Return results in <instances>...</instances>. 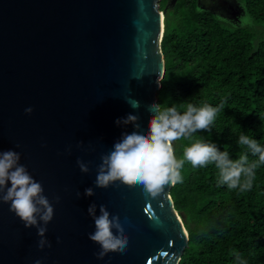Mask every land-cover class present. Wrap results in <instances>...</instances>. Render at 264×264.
Returning a JSON list of instances; mask_svg holds the SVG:
<instances>
[{"label": "water", "instance_id": "obj_1", "mask_svg": "<svg viewBox=\"0 0 264 264\" xmlns=\"http://www.w3.org/2000/svg\"><path fill=\"white\" fill-rule=\"evenodd\" d=\"M160 1L0 0V151L20 153L54 209L45 225L51 246L41 249L36 227L0 202V264H178L188 232L171 184L152 197L142 186L94 183L101 155L135 130L117 118L136 115L146 132L148 106L158 103L165 70ZM88 187L94 195H84ZM92 203L97 215L104 205L119 217L128 238L123 254L97 258Z\"/></svg>", "mask_w": 264, "mask_h": 264}, {"label": "trees", "instance_id": "obj_2", "mask_svg": "<svg viewBox=\"0 0 264 264\" xmlns=\"http://www.w3.org/2000/svg\"><path fill=\"white\" fill-rule=\"evenodd\" d=\"M239 1L251 20L248 25L229 24L199 8L196 0L160 1L166 12L161 39L165 70L156 97L161 107L179 111L187 103L222 104L210 130L193 135L215 143L231 159L247 152L251 162L258 157L238 145V137L243 133L264 146V0ZM187 143L174 142L178 158ZM181 175L182 182L170 189L188 232L178 264H239L235 253L246 264H264V164L244 192L219 184L211 163L193 168L185 162Z\"/></svg>", "mask_w": 264, "mask_h": 264}, {"label": "clouds", "instance_id": "obj_3", "mask_svg": "<svg viewBox=\"0 0 264 264\" xmlns=\"http://www.w3.org/2000/svg\"><path fill=\"white\" fill-rule=\"evenodd\" d=\"M250 23V18L241 19L242 25ZM157 83L160 82L157 80ZM132 107L138 108V102L134 101ZM222 107V104L213 107L208 103L200 106L187 103L184 110L179 111L176 106L161 107L153 103L148 106L152 114L148 118L146 132L136 124V115L129 113L124 118H117L115 123L118 126L131 123L135 130L122 132L112 149L101 155L95 185L107 188L120 181L128 186H142L148 195L156 197L165 185L182 182L181 169L187 162L193 168L214 164L218 169V183L226 185L228 189H239L241 192L251 189L257 167L264 164V146L248 135H239L238 145L246 147L253 156L258 157V160L250 162L247 152L239 155L238 159H231L229 153L218 149L215 143L193 135L198 131H209ZM25 111L30 113L32 109L26 108ZM181 139L189 143L182 146V157L178 158L174 142ZM19 160L20 153L14 150L0 151V202L9 203V210L23 221L25 227H36L40 237L39 248L50 247L45 237V225L52 220L53 206L43 195L41 183L30 175ZM77 164L81 172L89 171L87 164L80 159H77ZM84 195H94L93 188H86ZM55 199L59 201V197ZM96 210L95 203L89 204L87 213L95 226V231L89 233V239L100 245L97 258L102 259L108 252L123 254L128 246V238L119 217L110 214L104 205L99 206V215ZM234 255L239 264H246L239 253ZM34 264H41V261L36 260Z\"/></svg>", "mask_w": 264, "mask_h": 264}, {"label": "flooded vegetation", "instance_id": "obj_4", "mask_svg": "<svg viewBox=\"0 0 264 264\" xmlns=\"http://www.w3.org/2000/svg\"><path fill=\"white\" fill-rule=\"evenodd\" d=\"M169 2H171V0H169ZM197 6L211 12L226 22H230L234 26L242 25V18H249L239 0H198Z\"/></svg>", "mask_w": 264, "mask_h": 264}, {"label": "rangeland", "instance_id": "obj_5", "mask_svg": "<svg viewBox=\"0 0 264 264\" xmlns=\"http://www.w3.org/2000/svg\"><path fill=\"white\" fill-rule=\"evenodd\" d=\"M165 2H166V0H164ZM167 4H169V1L168 2H166ZM164 5V4H163ZM173 5V4H172ZM172 5H170L171 7H172ZM165 7H167V6H165L164 5V9H166ZM169 10V9H168ZM163 14H164V18H165V15H166V12H165V10H163ZM227 23H229V24H231L230 22H227ZM240 26V25H239ZM263 35V33L262 32H259L258 33V37H261Z\"/></svg>", "mask_w": 264, "mask_h": 264}, {"label": "bare ground", "instance_id": "obj_6", "mask_svg": "<svg viewBox=\"0 0 264 264\" xmlns=\"http://www.w3.org/2000/svg\"><path fill=\"white\" fill-rule=\"evenodd\" d=\"M162 26L164 25V14L162 13Z\"/></svg>", "mask_w": 264, "mask_h": 264}]
</instances>
